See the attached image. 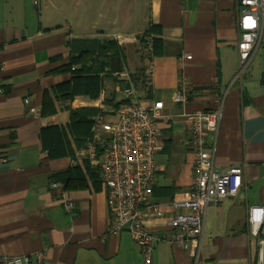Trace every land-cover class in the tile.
Segmentation results:
<instances>
[{
	"label": "crops",
	"instance_id": "obj_1",
	"mask_svg": "<svg viewBox=\"0 0 264 264\" xmlns=\"http://www.w3.org/2000/svg\"><path fill=\"white\" fill-rule=\"evenodd\" d=\"M0 0V258L27 255L46 264H143L138 247L126 231L111 234V213L103 184H93L87 163L72 156L48 158L41 130L67 129L70 110L110 119L124 101L115 73L100 74L99 96L57 99L52 88L70 79L59 73L80 49L81 41H115L122 49V70L129 72L136 96L164 104L175 117L162 123L163 150L156 156L153 201L164 204L185 197L193 184V155L185 148L186 124L178 116L214 110L222 105L214 148L219 172L243 167L237 195L210 205L204 213L200 255L165 240L154 244L152 264H255L256 246L248 234L247 212L264 197V43L240 71L237 50L236 0L105 1ZM150 25L160 28L163 53L152 56L151 89L143 85L144 60L140 37ZM258 54V55H257ZM189 56V59H186ZM75 67H72V70ZM110 90H104V82ZM184 82L185 105L173 104L172 94ZM122 100L114 102L115 94ZM47 94L54 109L41 114ZM31 104L26 106L24 98ZM35 107L38 114H30ZM4 161H1L3 160ZM78 167L86 187L64 190V174ZM60 188L52 189V183ZM63 198L74 203L68 213ZM147 228L168 235L167 220L148 218Z\"/></svg>",
	"mask_w": 264,
	"mask_h": 264
},
{
	"label": "built area",
	"instance_id": "obj_2",
	"mask_svg": "<svg viewBox=\"0 0 264 264\" xmlns=\"http://www.w3.org/2000/svg\"><path fill=\"white\" fill-rule=\"evenodd\" d=\"M30 1L36 8L40 6L41 0ZM236 10L241 73L264 43V0H236ZM141 47L143 85L146 90H150L154 71L151 39L146 38L145 45ZM189 58L186 56V59ZM114 77L124 101L110 119L100 114L93 118L91 137L84 147L76 150L74 164L87 163L98 175L105 188L111 213L109 232L115 235L126 231L138 247L143 264H152L153 247L160 240L188 252L197 262L206 209L224 199L235 197L242 186L243 167L235 165L224 172L217 171L214 167V148L207 144L208 136L218 133L222 105L214 110L178 116L186 124L183 143L193 155L195 178L184 198L169 203L174 213L167 214L164 204L153 201L152 189L158 170L156 156L164 148L161 125L173 121L175 117L163 113L162 101L139 99L126 70L116 72ZM188 90L182 82L172 94L171 102L185 105L188 102ZM2 92L0 88V94ZM23 102L26 106L31 104L29 97L24 98ZM28 112L38 114L35 107H30ZM50 187L57 189L61 185L54 182ZM62 202L68 213L74 210L71 200L63 198ZM148 218H165L170 228L169 234L159 236L149 230L145 224ZM247 227L256 246L255 264H264V197L262 204L248 208ZM0 264L46 263L40 259L32 262L29 256L22 255L0 258Z\"/></svg>",
	"mask_w": 264,
	"mask_h": 264
},
{
	"label": "trees",
	"instance_id": "obj_3",
	"mask_svg": "<svg viewBox=\"0 0 264 264\" xmlns=\"http://www.w3.org/2000/svg\"><path fill=\"white\" fill-rule=\"evenodd\" d=\"M160 28L150 25L147 31L140 37V44L145 45L146 38L151 39L152 56L163 53V41L159 36ZM79 52L74 54L69 63L57 72L70 73V79L52 88V94L57 99H72L75 96H85L95 99L101 90L100 74L120 72L123 65L122 49L115 41H81ZM72 67L75 69L72 70ZM47 94L44 96L41 114H52L54 109ZM121 104V103H120ZM70 122L67 129L48 127L41 130L40 140L42 150L47 151L48 158L56 159L64 156H72L73 151L68 136L73 138L77 148L84 147L91 137L92 118H88V112L82 110H70ZM87 175L98 183V175L87 167ZM64 190H73L86 187V177L78 167H72L64 174Z\"/></svg>",
	"mask_w": 264,
	"mask_h": 264
},
{
	"label": "rangeland",
	"instance_id": "obj_4",
	"mask_svg": "<svg viewBox=\"0 0 264 264\" xmlns=\"http://www.w3.org/2000/svg\"><path fill=\"white\" fill-rule=\"evenodd\" d=\"M54 1H97L98 6L102 7V6H105L106 5L105 4V1H113V2L120 1V2H122V1H126V0H54ZM128 1H137V0H128ZM263 40H264V38H263ZM261 52L262 51H261V48H260L259 51H258V54H260ZM103 89L104 90L106 89V91L110 90V82L109 81H105L104 82ZM120 100H122V95L120 93H116L115 94V98H114V102H118Z\"/></svg>",
	"mask_w": 264,
	"mask_h": 264
}]
</instances>
